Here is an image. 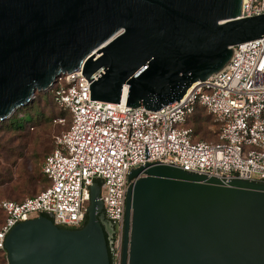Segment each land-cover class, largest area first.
I'll use <instances>...</instances> for the list:
<instances>
[{"label": "water", "instance_id": "water-1", "mask_svg": "<svg viewBox=\"0 0 264 264\" xmlns=\"http://www.w3.org/2000/svg\"><path fill=\"white\" fill-rule=\"evenodd\" d=\"M242 0H0V122L81 71L90 101L159 111L264 37ZM142 175V176H141ZM121 264H264V182L151 164L128 176ZM100 186L86 223L14 226L7 264H110Z\"/></svg>", "mask_w": 264, "mask_h": 264}, {"label": "built area", "instance_id": "built-area-1", "mask_svg": "<svg viewBox=\"0 0 264 264\" xmlns=\"http://www.w3.org/2000/svg\"><path fill=\"white\" fill-rule=\"evenodd\" d=\"M259 15H264V0H242L241 18ZM81 74L62 75L52 86L54 102L69 114L71 124L55 138V149L44 161L48 186L22 202L0 203L5 214L0 251L14 226L40 216L60 228H81L90 187L98 183L103 216L115 229L113 264H121L128 176L146 165L222 181L264 182V37L232 47L221 71L155 112L126 107L123 100L90 101ZM197 108L217 127L218 143L194 141L187 122Z\"/></svg>", "mask_w": 264, "mask_h": 264}, {"label": "rangeland", "instance_id": "rangeland-1", "mask_svg": "<svg viewBox=\"0 0 264 264\" xmlns=\"http://www.w3.org/2000/svg\"><path fill=\"white\" fill-rule=\"evenodd\" d=\"M32 105L34 106L31 110H23V108L18 109V111H22V113L30 115L33 121L25 124L26 128L29 129L27 132L30 135L29 138L25 141L26 147L22 151L21 157H18L16 159L14 166L7 165L6 167L10 168L13 173L12 181H15L19 176L23 175H25V177H39V179L35 182L32 188L27 189L25 193L19 195L18 198L14 199L5 197L3 192L5 187H0V202L3 200L20 202L26 198L35 196L38 192L46 187V181L42 175L43 160L45 156L52 151L55 137H57L66 129L69 122V117L65 114L61 116V111L51 102L49 92L45 94L36 93ZM37 114H41L42 117H39V120H41L40 122H43V126L41 129L35 127L36 122L38 121ZM58 120H62V122H59ZM187 124L193 129L195 142L204 141L207 143H218L216 135L217 127L213 126L211 118L208 120V115L203 109L197 108ZM30 127H32L33 129H31ZM41 141H46L45 147L48 148L46 155L39 154V151H37L38 145ZM36 155L39 156L37 157ZM13 184L14 182L6 183L4 184V186H10ZM0 264H7V259L2 254H0Z\"/></svg>", "mask_w": 264, "mask_h": 264}, {"label": "trees", "instance_id": "trees-1", "mask_svg": "<svg viewBox=\"0 0 264 264\" xmlns=\"http://www.w3.org/2000/svg\"><path fill=\"white\" fill-rule=\"evenodd\" d=\"M49 96H50L51 102L54 104V106H56L61 111L60 115L62 116L63 114H65L69 117L68 125H67L66 129L62 132V133H64L70 127L71 118L67 112L61 110L56 105V103L54 102L52 92H49ZM33 106L34 105L29 104V105L22 107V108H23V110H26V109L31 110L33 108ZM39 117H41V114H37V120L38 121L36 122L35 127H38L41 129L43 126V122H40L41 120H39ZM209 119H210V117L208 116V120ZM31 121H33V119H32V117H30V115L22 113V111L17 110L15 112V114L12 115L11 118H9L8 120H5L3 122H0V187H3V188L5 187L3 190L4 196L9 198V199L18 198L19 195H22L23 193H25L27 191V189L32 188V186L35 184V182L38 181V179H39V177H34V176H26L25 177V175H23L24 178H23V176H19L15 181H12L13 173H12L10 168L6 167L7 165L14 166L16 159L18 157H21L22 151L26 147L25 141L29 138V135H30L27 132L29 129L26 128L25 124L29 123ZM30 128L33 129L32 127H30ZM61 134H59L58 136H60ZM40 136H43V135H40ZM45 144H46V141H41L39 143L38 149H37V151H39L38 152L39 154H45V155L47 154L48 148L45 147ZM54 149H55V145L53 142V149L49 154H47L45 156V158L43 160V164H44L45 159L54 151ZM36 156L38 157L39 155H36ZM43 164H42V167H43ZM42 175L46 181V187H47L48 186V180L45 177V175L43 174V172H42ZM11 182H14V184L10 185V186H4V184L11 183ZM43 190H41V191H43ZM40 192H38L35 196H37ZM35 196H33V197H35ZM30 198H32V197H30ZM3 201H11V200H3ZM22 201H20V202H22ZM14 202H16V201H14ZM0 214H1V223H0V226H1L5 220V214L1 208H0ZM44 217H47V216H44ZM85 223H86V221H85ZM69 229L73 230L72 228H69ZM106 242H107L109 262H110V264H113V251H112L113 242L111 244H109V241L107 239H106ZM0 254H2L7 259L5 251H0Z\"/></svg>", "mask_w": 264, "mask_h": 264}, {"label": "flooded vegetation", "instance_id": "flooded-vegetation-1", "mask_svg": "<svg viewBox=\"0 0 264 264\" xmlns=\"http://www.w3.org/2000/svg\"><path fill=\"white\" fill-rule=\"evenodd\" d=\"M103 220H104V232L106 235V239L109 241V244H111L114 238L115 229L114 226L105 219V217L103 218Z\"/></svg>", "mask_w": 264, "mask_h": 264}]
</instances>
